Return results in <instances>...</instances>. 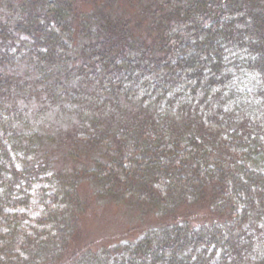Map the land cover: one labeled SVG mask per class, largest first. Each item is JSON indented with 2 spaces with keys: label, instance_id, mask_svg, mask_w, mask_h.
<instances>
[{
  "label": "trees",
  "instance_id": "obj_1",
  "mask_svg": "<svg viewBox=\"0 0 264 264\" xmlns=\"http://www.w3.org/2000/svg\"><path fill=\"white\" fill-rule=\"evenodd\" d=\"M106 1L0 0V264H264V0ZM84 183L168 221L77 246Z\"/></svg>",
  "mask_w": 264,
  "mask_h": 264
},
{
  "label": "rangeland",
  "instance_id": "obj_2",
  "mask_svg": "<svg viewBox=\"0 0 264 264\" xmlns=\"http://www.w3.org/2000/svg\"><path fill=\"white\" fill-rule=\"evenodd\" d=\"M5 1L8 2L12 0ZM96 2L103 5L105 8L102 6H100V8H103L106 14H108L109 9L107 8L110 7L106 5V0H75L76 4L79 3L77 6H80V8L83 11L86 10V12L94 11L95 7L93 3L96 4ZM121 2L122 4H126V13L131 16V4H129V0H121ZM67 102L68 101H66V104ZM50 104L51 103L44 100L43 97H38L35 99V102L30 105L32 113L41 110L45 111L42 118L39 119V124L43 126V129L47 131L48 134L52 133V135H56V138H58L57 135L61 131H64L65 134L73 131V124L76 122L74 117L64 115L62 110L59 111V108L57 110V108H54L56 107L55 105ZM72 107L77 113V106ZM69 109L68 112H73L72 109ZM52 110L55 112H52ZM127 115L130 116L131 114ZM56 150L64 155L67 154L64 149L59 151V148L56 147ZM78 153L82 157L86 156L84 151H79ZM58 156L60 155L58 154ZM91 191L92 188L86 185V183L81 187V194L84 197L83 201L86 203L87 210L83 212L79 221V228L81 230L80 241L77 242V246L90 243L94 249L100 246L113 247L123 241L134 240L135 237L140 235L145 229L157 225L158 223L168 221V219L163 218V216L156 214L149 206L110 198L96 199ZM188 209L190 213L188 216H190L191 220H196L198 222L205 220L209 221L213 216L210 212L200 209V207L197 206L188 207Z\"/></svg>",
  "mask_w": 264,
  "mask_h": 264
}]
</instances>
